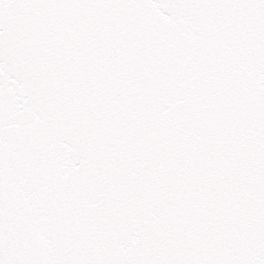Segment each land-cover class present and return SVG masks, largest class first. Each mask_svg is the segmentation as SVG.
<instances>
[{
	"label": "snow or ice",
	"instance_id": "obj_1",
	"mask_svg": "<svg viewBox=\"0 0 264 264\" xmlns=\"http://www.w3.org/2000/svg\"><path fill=\"white\" fill-rule=\"evenodd\" d=\"M0 264H264V0H0Z\"/></svg>",
	"mask_w": 264,
	"mask_h": 264
}]
</instances>
